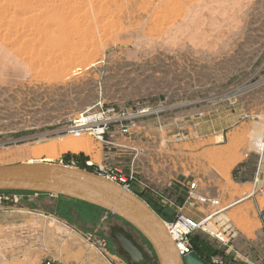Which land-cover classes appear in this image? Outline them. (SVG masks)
<instances>
[{
	"label": "rangeland",
	"instance_id": "1",
	"mask_svg": "<svg viewBox=\"0 0 264 264\" xmlns=\"http://www.w3.org/2000/svg\"><path fill=\"white\" fill-rule=\"evenodd\" d=\"M238 1L0 0V166L134 171L165 222L210 217L187 234L206 262L264 264V0ZM116 228L159 264L113 213L0 190V264H133Z\"/></svg>",
	"mask_w": 264,
	"mask_h": 264
},
{
	"label": "water",
	"instance_id": "2",
	"mask_svg": "<svg viewBox=\"0 0 264 264\" xmlns=\"http://www.w3.org/2000/svg\"><path fill=\"white\" fill-rule=\"evenodd\" d=\"M0 190L59 195L91 204L135 227L152 246L159 264H210L194 251L183 256L164 219L146 200L95 172L44 161L4 165ZM114 237L133 264H147L143 251L121 229H115Z\"/></svg>",
	"mask_w": 264,
	"mask_h": 264
},
{
	"label": "bare ground",
	"instance_id": "3",
	"mask_svg": "<svg viewBox=\"0 0 264 264\" xmlns=\"http://www.w3.org/2000/svg\"><path fill=\"white\" fill-rule=\"evenodd\" d=\"M221 1H223L222 3L224 4H226V3H233L234 1H235V3H237L238 4V0H221ZM236 1H238V2H236ZM224 4V5H225ZM241 4H243V3H241ZM231 5V4H230ZM226 6V5H225ZM235 6V5H234ZM263 127L261 128V130H260V132L258 133V138H257V141H258V148H259V150L262 152L263 150H264V125H262ZM83 144V145H82ZM64 145V144H63ZM66 147H71V148H75V149H88V146H87V143H84V142H81V141H79V142H77V143H75V140L74 141H69V142H67L66 144ZM75 146H77V148L75 147ZM36 161H40V160H36ZM31 162H33V161H31ZM59 164H62V163H59ZM100 168H104L105 169V167L102 165V166H99ZM98 174V173H97ZM101 175V174H100ZM102 176H104V175H102ZM104 177H106V178H108V179H110V180H112V181H115V182H117L116 180H114V179H112L111 177H107V176H104ZM117 183H119V182H117ZM119 184H121V183H119ZM122 185V184H121ZM123 186H125L126 188H128V189H130L131 190V188H129L128 186H126V185H123ZM132 191V190H131ZM134 192V191H133ZM135 193V192H134ZM136 194V193H135ZM139 196V195H138ZM140 197V196H139ZM263 197H264V195H263ZM197 198H198V201L200 202V203H202V201H201V199H208L207 197H205V196H197ZM204 201V200H203ZM191 204L190 205H193L194 204V202L192 201V202H190ZM203 203H205V202H203ZM183 217H185V216H183ZM209 218L210 217H207V218H205V219H203V220H201L200 222H195L194 224H192V220H190V219H188V218H183V220H181V221H179L177 224H173L172 226H171V224L170 223H168V222H165L166 223V226H167V228L169 229V231H170V233H171V237H172V239H173V241L176 243V245H177V247H178V249H179V251H181L183 248H184V246H185V244L183 243V241H185L184 239L183 240H178V238H183V236H184V234L185 233H187L191 228H192V226H194V228H198V227H204L205 229H208V230H210V231H212L213 233H215V232H217V229L216 228H211V227H209V226H207L206 225V223H207V221L209 220ZM190 222H189V221ZM165 221V220H164ZM192 221V222H191ZM183 235V236H182ZM193 248H194V246H193ZM194 250V249H193ZM195 252V251H194ZM189 254V253H188ZM185 255H187V253L185 254ZM184 255V256H185Z\"/></svg>",
	"mask_w": 264,
	"mask_h": 264
},
{
	"label": "built area",
	"instance_id": "4",
	"mask_svg": "<svg viewBox=\"0 0 264 264\" xmlns=\"http://www.w3.org/2000/svg\"><path fill=\"white\" fill-rule=\"evenodd\" d=\"M145 113H147V111H142V112H138L137 114H135V116H139V115H143V114H145ZM124 119V116L122 117V116H117V117H115V116H112V117H110V116H108V118L106 119V120H104V121H102V128L101 127H97V128H94V132L96 133V134H100V132L101 133H103L104 132V130H105V128L107 127V126H109L110 124H112L113 122H117L118 120H123ZM128 130H129V128H128ZM123 131V130H122ZM100 170H101V173L100 172H98V174H101V175H104V176H109V177H111L112 179H114V180H116L117 182H119V183H121L122 185H126V186H128L129 188H131V185H129V184H127V182L128 181H136V178L134 177V175H135V173H134V171H132L131 173H129L130 174V176L129 177H126V176H120L119 174H117V173H112L113 171H108L107 169H104V168H100ZM104 172V173H103ZM264 195V194H263ZM204 200V201H203ZM201 201L202 202H211V203H215L216 204V201H214V199H209V200H207V199H201ZM183 218H185V217H183L182 216V218H181V220H183ZM189 221V220H188ZM190 222V221H189ZM192 222V221H191ZM195 222L193 221L192 222V224H194ZM173 224H171V226H172ZM192 229H194V226H192V228L187 232V233H185L184 234V236H183V238H178V240H185V241H183V243L185 244V246H184V248L180 251L181 252V254L184 256L186 253L188 254V253H190V252H193L194 250V248H193V245L188 241V239H187V234L188 233H190L191 232V230Z\"/></svg>",
	"mask_w": 264,
	"mask_h": 264
},
{
	"label": "crops",
	"instance_id": "5",
	"mask_svg": "<svg viewBox=\"0 0 264 264\" xmlns=\"http://www.w3.org/2000/svg\"><path fill=\"white\" fill-rule=\"evenodd\" d=\"M163 211L165 212L166 211V208H164Z\"/></svg>",
	"mask_w": 264,
	"mask_h": 264
}]
</instances>
